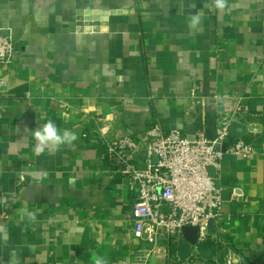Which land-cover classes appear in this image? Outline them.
Instances as JSON below:
<instances>
[{
    "label": "crops",
    "instance_id": "crops-1",
    "mask_svg": "<svg viewBox=\"0 0 264 264\" xmlns=\"http://www.w3.org/2000/svg\"><path fill=\"white\" fill-rule=\"evenodd\" d=\"M228 5L0 0V28L18 41L13 63L0 66V264H92L93 252L136 264L138 190L108 145L156 124L207 132L205 105L216 98L248 108L233 124L256 153L224 159L215 231L190 250L183 236L148 264H226L228 250L239 264H264V0ZM49 119L77 139L36 155L33 133ZM138 163L146 167L144 149Z\"/></svg>",
    "mask_w": 264,
    "mask_h": 264
},
{
    "label": "built area",
    "instance_id": "built-area-1",
    "mask_svg": "<svg viewBox=\"0 0 264 264\" xmlns=\"http://www.w3.org/2000/svg\"><path fill=\"white\" fill-rule=\"evenodd\" d=\"M17 53L18 41L0 28V66L11 65ZM0 85L7 83L0 79ZM224 101L228 118L217 120L215 141L208 139L206 130L186 135L156 124L135 138L123 137L108 145L113 165L138 190L130 222L135 238L145 246L136 264L165 257L171 245L184 240L183 230L188 227H198L199 242H204L208 223L222 217L224 159H248L256 153L255 146L242 140L222 148L229 142L237 114L248 112L240 101ZM141 149L146 152L145 168L138 165ZM227 254L226 264H239L231 250Z\"/></svg>",
    "mask_w": 264,
    "mask_h": 264
},
{
    "label": "clouds",
    "instance_id": "clouds-1",
    "mask_svg": "<svg viewBox=\"0 0 264 264\" xmlns=\"http://www.w3.org/2000/svg\"><path fill=\"white\" fill-rule=\"evenodd\" d=\"M214 7L217 10L224 11L229 7L228 0H213ZM203 12L199 11L189 16L188 27L195 30L201 24ZM36 145L34 152L36 155H41L48 150H58L63 145L72 144L77 139V135L71 130L61 131L58 126L51 120H47L44 124L36 128L33 133ZM27 215L35 219L32 212H27ZM92 264H108L106 258L97 255L95 252L91 254Z\"/></svg>",
    "mask_w": 264,
    "mask_h": 264
},
{
    "label": "water",
    "instance_id": "water-1",
    "mask_svg": "<svg viewBox=\"0 0 264 264\" xmlns=\"http://www.w3.org/2000/svg\"><path fill=\"white\" fill-rule=\"evenodd\" d=\"M88 20H90V17H88ZM207 105L206 111L211 113L210 119L208 120L206 129L208 132V139L210 141H215L217 139V134H216V129H217V114L224 112V100L220 101H215L211 100ZM218 107H215V105ZM245 131V127L239 126L237 124H232L230 126L229 132V142L225 144L222 148L226 149L229 145L234 144L238 139H240ZM216 229V224L214 221H210L208 223L207 230L211 233H213ZM183 236L186 240V248L190 250L192 247L196 246L200 237V229L198 227L193 228V227H188L183 230Z\"/></svg>",
    "mask_w": 264,
    "mask_h": 264
}]
</instances>
